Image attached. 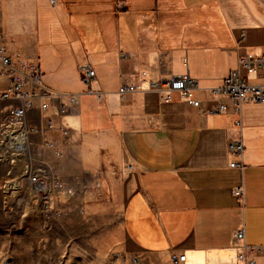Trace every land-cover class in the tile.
Wrapping results in <instances>:
<instances>
[{
	"label": "crops",
	"instance_id": "crops-1",
	"mask_svg": "<svg viewBox=\"0 0 264 264\" xmlns=\"http://www.w3.org/2000/svg\"><path fill=\"white\" fill-rule=\"evenodd\" d=\"M0 12L11 60L33 63L45 88L78 98L63 116L55 103L45 112L54 126L44 136L60 155L44 158L65 179L119 171L118 264H240L242 243L264 245V102L235 112L211 94L239 57L264 54V0H0ZM83 65L95 70L91 93ZM184 73L198 82L194 98L224 100L228 111L209 115L177 91L164 100L147 83ZM247 78L264 86V69ZM127 84L139 89L119 93ZM16 104L0 101V121ZM39 139L30 140L37 151ZM237 140L241 154L228 152ZM240 229L242 241L233 238ZM173 252L184 261L172 262Z\"/></svg>",
	"mask_w": 264,
	"mask_h": 264
},
{
	"label": "built area",
	"instance_id": "built-area-1",
	"mask_svg": "<svg viewBox=\"0 0 264 264\" xmlns=\"http://www.w3.org/2000/svg\"><path fill=\"white\" fill-rule=\"evenodd\" d=\"M1 18V12H0ZM2 27L0 26V34ZM237 66L231 69L223 78V82L213 87L211 94L230 100L232 109L239 111L243 103L264 102V86L249 81L247 74L257 73L264 69V54H246L237 59ZM0 68L6 78V87L0 89V101L15 100L18 104L12 106L7 116L0 121V192L5 197H16L20 203V211L30 207L39 215L43 213L46 222L60 221L63 218L60 198L68 195L70 189L64 186L59 175L53 171L49 161L41 151H49L60 155L57 143L44 134L52 130V118L45 114L51 103H55V113L59 116L66 114L71 106L78 102L73 94L59 95L40 84V71L36 65L25 60L13 62L3 46H0ZM81 81L87 92L91 93V82L95 79V70L88 65L81 66ZM0 72V76H1ZM151 90L160 93L168 100L172 91H177L186 97V101L197 109H204L209 114H219L228 111L229 105L219 100L212 105L204 104L196 99L192 92L197 89L198 82L187 73L170 76L164 80H148ZM136 85L127 84L119 88V93L138 90ZM37 111L39 122H33L30 112ZM62 140L67 139L69 129L60 128ZM40 135L38 151L31 146L30 140L34 135ZM227 150L233 154H241L243 146L240 141H229ZM240 167L242 163L229 162V167ZM130 168L131 166L128 165ZM235 194L242 195L241 188L235 189ZM233 238L243 239V230L234 232ZM264 255V245L248 246L242 243L238 254L240 264H257L255 255ZM124 257L118 253L112 258V263ZM134 263L140 258L130 256ZM172 262L184 261L183 254L173 252Z\"/></svg>",
	"mask_w": 264,
	"mask_h": 264
},
{
	"label": "rangeland",
	"instance_id": "rangeland-1",
	"mask_svg": "<svg viewBox=\"0 0 264 264\" xmlns=\"http://www.w3.org/2000/svg\"><path fill=\"white\" fill-rule=\"evenodd\" d=\"M118 173H68L67 179L59 174L70 192L60 198L63 218L54 222L32 207L22 213L16 197L0 192V264H113L120 253L115 244L121 232Z\"/></svg>",
	"mask_w": 264,
	"mask_h": 264
}]
</instances>
